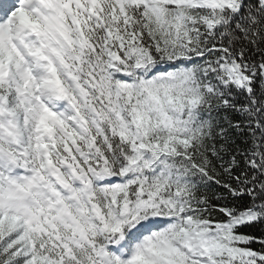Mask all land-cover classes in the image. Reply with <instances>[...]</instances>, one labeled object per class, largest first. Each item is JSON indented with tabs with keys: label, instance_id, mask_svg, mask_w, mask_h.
I'll use <instances>...</instances> for the list:
<instances>
[{
	"label": "snow or ice",
	"instance_id": "obj_1",
	"mask_svg": "<svg viewBox=\"0 0 264 264\" xmlns=\"http://www.w3.org/2000/svg\"><path fill=\"white\" fill-rule=\"evenodd\" d=\"M264 0H0V264H264Z\"/></svg>",
	"mask_w": 264,
	"mask_h": 264
},
{
	"label": "trees",
	"instance_id": "obj_2",
	"mask_svg": "<svg viewBox=\"0 0 264 264\" xmlns=\"http://www.w3.org/2000/svg\"><path fill=\"white\" fill-rule=\"evenodd\" d=\"M248 231L253 232V233H259L261 231H264V227H258L254 229H249Z\"/></svg>",
	"mask_w": 264,
	"mask_h": 264
}]
</instances>
